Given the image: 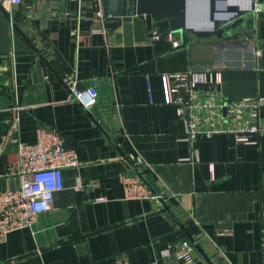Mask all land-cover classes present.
Listing matches in <instances>:
<instances>
[{"label":"crops","instance_id":"crops-1","mask_svg":"<svg viewBox=\"0 0 264 264\" xmlns=\"http://www.w3.org/2000/svg\"><path fill=\"white\" fill-rule=\"evenodd\" d=\"M27 1L11 10L25 36L0 12V191L20 188L10 169L40 126L59 130L81 164L64 170L53 209L33 229L0 242V264H185L175 253L186 240L193 264H264V136L184 141L170 78L216 63L228 99L264 97V17L252 39L176 34L183 46L174 49L166 36L153 43L136 16L100 20L96 0ZM226 2L244 9L250 0ZM210 4L192 3L196 30L209 28ZM68 77L96 89L113 138L73 100ZM122 174L140 176L159 199H126Z\"/></svg>","mask_w":264,"mask_h":264},{"label":"built area","instance_id":"built-area-1","mask_svg":"<svg viewBox=\"0 0 264 264\" xmlns=\"http://www.w3.org/2000/svg\"><path fill=\"white\" fill-rule=\"evenodd\" d=\"M0 1L10 12L16 6L31 7L27 0ZM95 14L102 21L114 18L113 14L105 13L102 0L95 1ZM164 36L168 37L174 49L183 46V40L176 38L175 33L163 35L153 32L150 40L156 43ZM223 71L224 67L213 63L200 70L170 74L173 103L185 122L184 141L194 142L202 135L231 134L238 144L251 145L264 136V126H261L264 97L228 99L222 91ZM65 82L73 100L86 110L96 104V89L80 90L74 77H68ZM80 164L76 150L67 146L66 138L56 128L40 126L35 143H21L17 160L10 169L11 174L21 178V186L0 191V242L15 231L33 229L40 215L53 209L55 194L64 188V170L79 168ZM120 181L128 200L159 199L140 176L122 174ZM170 252L166 250L161 255L167 257ZM175 256L185 264H193L195 248L189 241H183Z\"/></svg>","mask_w":264,"mask_h":264},{"label":"water","instance_id":"water-1","mask_svg":"<svg viewBox=\"0 0 264 264\" xmlns=\"http://www.w3.org/2000/svg\"><path fill=\"white\" fill-rule=\"evenodd\" d=\"M194 1L196 0H102V4L105 13L116 16L120 25L131 21L136 16L150 31V38L153 32L163 35L180 34L182 38L186 33H191L198 38L216 36L224 42L236 43L240 40L252 39L251 32L255 29L256 18L264 17V0H250L249 6L244 9L228 6L226 0H224V7L218 8L214 0H210V25L208 29L200 31L191 24V19L200 15L193 9ZM258 6L260 7L259 12L257 11ZM0 12L25 36L15 22L20 11L10 12L0 1ZM217 13L231 15L219 18ZM89 112L113 138L114 135L104 121L98 104H95Z\"/></svg>","mask_w":264,"mask_h":264}]
</instances>
